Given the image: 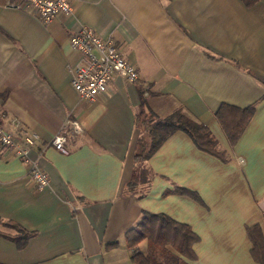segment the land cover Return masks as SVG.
I'll return each instance as SVG.
<instances>
[{
	"label": "crops",
	"instance_id": "obj_1",
	"mask_svg": "<svg viewBox=\"0 0 264 264\" xmlns=\"http://www.w3.org/2000/svg\"><path fill=\"white\" fill-rule=\"evenodd\" d=\"M15 1L0 0V126L40 142L28 161L0 147V263L136 264L126 233L152 213L198 236L188 264H259L248 228L264 238V0H70L72 15L50 23ZM82 27L112 38L139 81L115 77L83 100L71 85L81 55L70 44ZM141 90L159 118L182 110L208 127L228 161L178 131L148 160L144 194L128 193ZM222 104H256L234 145L216 119ZM67 120L83 131L69 135L63 155L51 141ZM32 167L47 186H35ZM4 223L28 232L23 246Z\"/></svg>",
	"mask_w": 264,
	"mask_h": 264
},
{
	"label": "trees",
	"instance_id": "obj_2",
	"mask_svg": "<svg viewBox=\"0 0 264 264\" xmlns=\"http://www.w3.org/2000/svg\"><path fill=\"white\" fill-rule=\"evenodd\" d=\"M145 94L146 91L141 90L142 105L137 125L142 130V136L134 157V173L126 187L128 193L144 194L145 187L151 184L154 177L147 167L148 160L169 136L178 131L188 134L202 152L223 162L228 161L226 153L220 150L218 141L208 127L182 110L168 118H159L150 111ZM255 109L256 104L244 108L230 104H222L219 107L216 119L231 145L238 142L252 120ZM179 192L191 194L182 189ZM191 196L198 199L194 194ZM4 224L20 232L18 236L6 237L15 241L18 246H23L30 237L28 232L18 224ZM248 235L253 245L252 257L259 264H264V238L261 228L259 226L248 228ZM198 239L188 225L179 223L167 215L152 213H145L139 225L126 233L127 247L132 250V259L136 264H188L187 260L195 259L193 246ZM114 244L116 243H111L110 246ZM142 244L144 248H141Z\"/></svg>",
	"mask_w": 264,
	"mask_h": 264
},
{
	"label": "built area",
	"instance_id": "obj_3",
	"mask_svg": "<svg viewBox=\"0 0 264 264\" xmlns=\"http://www.w3.org/2000/svg\"><path fill=\"white\" fill-rule=\"evenodd\" d=\"M11 5L32 13L44 23L73 13L70 0H16ZM70 44L81 55V62L71 70V85L83 100L95 101L99 95L108 91L115 77L131 83L139 81L138 70L112 38H103L93 29L82 27L71 35ZM82 131L78 121L67 120L52 139L51 145L61 154L69 155V135H77ZM39 142L40 137L35 133L17 136L0 126V147L15 149L16 154L25 161H28L29 150ZM31 177L38 189L49 184L48 175L37 167H32Z\"/></svg>",
	"mask_w": 264,
	"mask_h": 264
},
{
	"label": "rangeland",
	"instance_id": "obj_4",
	"mask_svg": "<svg viewBox=\"0 0 264 264\" xmlns=\"http://www.w3.org/2000/svg\"><path fill=\"white\" fill-rule=\"evenodd\" d=\"M140 191V189H138Z\"/></svg>",
	"mask_w": 264,
	"mask_h": 264
}]
</instances>
